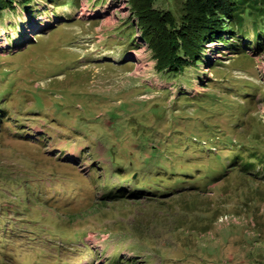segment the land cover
Returning <instances> with one entry per match:
<instances>
[{"label": "rangeland", "instance_id": "1", "mask_svg": "<svg viewBox=\"0 0 264 264\" xmlns=\"http://www.w3.org/2000/svg\"><path fill=\"white\" fill-rule=\"evenodd\" d=\"M54 1L33 0L32 11L16 6L19 16L0 20L9 113L0 123V264H109L115 249L129 264H264L261 165L252 174L226 167L199 190L109 206L97 202L104 189L94 172L107 165L99 171L110 181L145 182L156 164L172 168L181 155L202 171L216 160L198 150L227 157L230 139L264 152V52L236 58L212 42L197 72L167 79L155 73L130 0ZM240 89L256 100L235 104ZM115 167L123 168L117 178ZM19 229L29 233L20 238ZM62 243L70 247L57 250Z\"/></svg>", "mask_w": 264, "mask_h": 264}, {"label": "trees", "instance_id": "2", "mask_svg": "<svg viewBox=\"0 0 264 264\" xmlns=\"http://www.w3.org/2000/svg\"><path fill=\"white\" fill-rule=\"evenodd\" d=\"M44 1L47 3L54 2L55 6H58L54 0ZM95 1L96 3H103L106 0ZM158 1L130 0L129 3L143 33L142 37L156 58L155 73L161 77L180 79L187 70L197 72L202 64H206L204 61L206 48L212 42L219 43L222 46V51L227 49L233 52L237 55L236 58L248 57L250 51L257 54L264 52V0H170V5L166 9H158L155 6ZM32 2L33 0H0V20L3 19V16H9L7 13H15L16 6L32 11ZM19 15L20 13H15V16ZM11 24L10 22L9 26ZM209 64H211V68L221 65L218 61ZM198 81L202 83L199 78ZM216 88L226 92L230 91V88L224 86H217ZM256 90L258 87H252V91ZM252 91L246 92V90L240 89V93L233 98V102L236 104L239 98L248 102L255 101V92ZM235 92L233 91V95ZM207 96L208 94H203L198 100L203 102L204 99L208 98ZM178 99L188 101L184 94L179 95ZM5 100L6 98L0 97V123L9 120V113L1 103ZM239 120L238 117L233 125L240 127ZM230 140L228 143H224L222 147L233 152L227 157H221L205 149L198 150L197 155H195L197 158L205 157L216 160L213 165L205 167L202 171L196 164L187 165L191 161L188 160L189 156L181 155L182 159L177 161L172 168L163 164H156V177L145 182L110 181V178L105 177L104 172L100 173L99 171L108 166L103 165L99 168L98 165H95L94 172H96L98 182L104 189L97 202L99 205L109 206L111 203L123 199L152 200L146 198L145 195H170L178 190H186L190 186L199 190V185L202 183L205 182L206 185L216 181L220 176H224L226 167H229L230 171L238 170L245 174H252L251 168L253 167L260 165L264 167V152L260 151L257 145L244 147L243 144L234 145L233 139ZM172 159L171 156L165 157L163 160L170 161ZM213 166L216 169H212ZM115 168L110 176L117 178L121 176L123 168ZM190 174H195V177L189 181ZM169 177H172V182L163 185L165 184L163 179L170 180ZM129 182H132V185L130 189H127L125 185ZM9 183L13 185L17 181L11 179ZM30 196L34 198V193L32 192ZM27 233L29 232L19 229L16 236L22 238L27 236L24 235ZM67 246L69 243H62L61 246L57 247V250ZM142 250L137 247L128 249L129 252H134L135 256L146 253ZM41 252H45V249H41ZM119 252V249L113 250L112 257L108 260L109 264H120L118 263L120 260L118 259L120 258ZM120 261L121 264H129L133 262V259L123 260L122 258ZM36 264H40V262ZM56 264L58 263L56 262ZM60 264L66 263L61 262Z\"/></svg>", "mask_w": 264, "mask_h": 264}, {"label": "built area", "instance_id": "3", "mask_svg": "<svg viewBox=\"0 0 264 264\" xmlns=\"http://www.w3.org/2000/svg\"><path fill=\"white\" fill-rule=\"evenodd\" d=\"M223 216L226 217V219H228V215H222L221 217H223Z\"/></svg>", "mask_w": 264, "mask_h": 264}]
</instances>
